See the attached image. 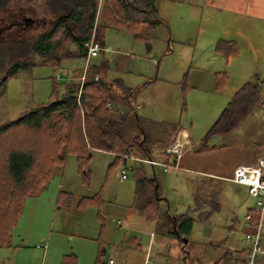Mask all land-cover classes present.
<instances>
[{"label":"rangeland","instance_id":"1","mask_svg":"<svg viewBox=\"0 0 264 264\" xmlns=\"http://www.w3.org/2000/svg\"><path fill=\"white\" fill-rule=\"evenodd\" d=\"M43 16L38 18H46ZM38 18H31L28 15L23 18L16 14H2L0 16V29H2L0 41L37 36L45 27ZM24 19L33 20V22L28 24ZM188 28L192 31L197 30V33L200 30L196 26L192 28V25ZM174 31V36H177V31ZM157 33L161 34V31ZM104 40L107 48L121 51L123 56L130 57H125L128 60L120 64L116 62L114 56H109V61L101 54L102 52H99L97 58H86L87 65L82 76L86 73L87 77L91 62L99 65L106 59L109 64L104 67L103 73L107 79H121L131 87H136L140 85L141 80L136 77V70L129 59L142 58L145 60L150 55L152 59L156 58L159 63L154 68L151 78L152 80L157 78L158 83L149 85L148 89L144 91H138L133 99V106L138 116L141 117V127L145 130L148 138L147 146H150L153 153L162 151L163 144L174 135L178 125L205 136L214 123V119L211 120L212 118L210 119L207 114L205 106L210 103V94L216 93L213 92L210 83L203 80L200 85L201 90H197L192 85H196V81L188 82L186 80L184 82L187 84L181 86L182 90L179 89V98H177L176 89L168 98L163 96L164 91L168 92L165 90V84L171 83L166 82L171 80H165L170 77L165 74V69L176 67L177 62H181L183 59L181 53H176L174 63L167 64L168 56L174 52L173 45H177L175 42L170 44L171 53L167 50L164 54L156 56L149 52V45L135 40L134 36L126 29H108L105 31ZM259 45L260 43L257 44V40L252 35L239 37L233 42H228L225 39L218 42L217 51H215L219 55H223L226 61L230 57L233 58L223 73L216 74L217 81H221L222 84L221 86L217 84L218 92H221L216 94H223V98L219 99L216 104L222 109L230 101L228 98H231L238 90L233 85L235 80H231L232 78L248 79L252 73L264 78V54L259 53ZM230 53L232 56H227ZM219 55H217L218 58H220ZM146 62L148 63V59ZM54 73L52 68L34 66L21 70L16 77L9 80L7 86L0 89V126L17 120L27 105L47 101L54 84ZM97 75L100 76L99 73H96L95 77ZM68 76L69 73L64 75V79H67ZM220 101H223V104H220ZM112 105L115 107L108 106V108L116 109L118 112L125 110L118 104ZM251 117L247 121L249 123L242 125L232 135L212 140V145L239 143L244 140L251 144L260 140L262 142L264 127L262 126L261 129L259 122L264 123V106ZM209 124L210 126L206 128ZM200 126L203 128L198 129ZM140 132V129H136L133 135L137 136ZM114 162L113 155L94 152L87 167L89 170L87 184L82 182L83 174L75 156H68L65 164L57 168L46 194H56L55 197H57L59 189L56 186L61 185L63 192L73 196V205L69 208L63 202L59 203V209L56 208L52 213L51 220L53 231L68 237L70 246L77 250L80 242H94L96 245L100 242V247L102 245L106 249L105 259L107 261L112 257L116 264H131L130 253L145 258L144 249L147 246L150 233L154 231L156 238L152 260L150 261L148 256L147 264H239V256H242L243 249L247 246L244 242L245 216L249 212H246L248 204L243 201L238 185L227 181L191 176L175 169L176 167L169 166L165 169L163 166H156L154 169L144 163L143 167L148 175L151 176L154 173L157 175L161 195L168 199L164 208L176 216L190 214L193 229L188 246L190 255L186 260V254L180 245H177L179 241L177 238L172 239L167 235L166 230L157 221H150L144 213L130 209L134 201L135 190L132 169L136 164L134 160H129L127 165H114ZM139 165L141 166L142 163ZM123 169L127 170L128 178L121 181ZM246 194L249 195L248 191ZM63 199L65 198L63 197ZM83 200L86 203L82 202ZM252 200H254L252 207L254 208L256 199ZM189 209H191L190 213H188ZM202 212L210 213L208 221H200ZM119 222L121 227L117 225ZM43 228L44 219H40L35 224L34 234L41 233ZM22 232L24 235L30 234L29 223H23ZM128 241L131 244L126 246ZM136 243L140 244L137 251L134 249ZM10 259H13L11 249L0 248V264H10Z\"/></svg>","mask_w":264,"mask_h":264},{"label":"trees","instance_id":"2","mask_svg":"<svg viewBox=\"0 0 264 264\" xmlns=\"http://www.w3.org/2000/svg\"><path fill=\"white\" fill-rule=\"evenodd\" d=\"M2 14L23 18L44 15L48 20L38 18L45 27L37 36L0 41V89L21 70L44 66L57 72L65 60L86 59V44L94 39L103 45L108 29H126L147 43L160 24L157 0H0ZM168 52H172L171 46ZM105 66L91 62L82 88L80 84L58 83L54 76L47 101L27 105L17 120L0 126V248L12 247L14 229L27 199L47 190L57 168L65 164L68 156L76 157L82 182L87 184V167L93 153L103 152L115 157L114 165H127L134 160L135 190L130 209L144 213L150 221H157L167 235L176 237L187 260L193 229L190 214L176 216L165 209L167 201L161 195L157 175H148L143 167L144 163L156 167L146 160L165 169L176 167V158L165 149L162 162L155 160L160 154L155 155L147 146L141 117L133 106L136 90L121 79H107L103 73ZM96 73L100 74L98 81ZM221 85L219 81L218 86ZM109 104H118L125 110L118 112L108 108ZM263 106L264 79L246 82L201 140L197 152L217 149L211 146L214 138L233 133ZM136 129L141 131L137 136L133 135ZM63 193L59 203L70 208L73 196ZM209 216L210 213L202 212L200 221H208ZM184 239H188L187 244ZM105 258L106 249L101 245L95 264H109ZM62 264H77V260L67 256Z\"/></svg>","mask_w":264,"mask_h":264},{"label":"crops","instance_id":"3","mask_svg":"<svg viewBox=\"0 0 264 264\" xmlns=\"http://www.w3.org/2000/svg\"><path fill=\"white\" fill-rule=\"evenodd\" d=\"M157 7L160 20L158 28L150 34L147 43L135 37L134 39L145 45H149V52L154 53L156 56L164 54L170 47L171 42L172 44L174 42L177 44L173 45L174 52L171 56H168L167 64L171 63L172 65L174 63L176 53H181L183 59L181 62H177L176 67L165 69V74L170 75V77L165 80H171L166 81L171 83L169 85L165 84V90L168 92L164 91V98H168L175 89L177 98H179V89H181L182 85L187 84L184 82L186 80H188V82L190 80L192 82L196 81V85H192L194 89L197 90H201L200 85L203 80H206L210 83L213 92L220 93L221 91L218 92V78H216V74L218 75L220 72L223 73V70L229 66L230 60L233 59L229 55L230 58L226 61L223 55H219V53L216 52L218 42L223 39L228 42H233L234 39H239V37H248V35H252L255 40H257V44L258 42L260 43L259 53L264 54V51H262L264 50V0H157ZM191 25L192 28L195 26L200 28L198 31L199 34L197 30H189L188 27ZM174 30L177 31V36H174ZM158 31H161V34H158ZM103 41V45L96 43V46L103 49L101 50V54H103L107 60L110 61L109 56L111 55L114 56L116 62L120 64L128 60L125 57L129 58L130 56H123L121 51L107 48L104 38ZM217 55H219L220 58H218ZM116 56L118 57L117 59ZM106 59H104L105 61L102 63L107 66L109 61H106ZM146 59H148V63ZM146 59H129L132 61L131 65H133L136 70V77L141 80V82L140 85L136 87L125 84L136 90V93L148 89L149 85L158 83L157 78L153 80L151 78L153 77L154 68L159 63L156 58L152 59L150 55H148ZM86 65L87 62L85 58L65 60L60 70L54 73V76L56 77L59 71L67 72L69 76L67 79L63 78V82L79 85V74L85 70ZM250 76L248 79L243 78L242 80L240 78L241 76L239 77L240 79H231L235 80L233 81L235 82L233 85H235V88H238L234 95L246 82L252 81L255 78L264 79L258 74L255 75V73H252ZM136 93L133 99L136 97ZM216 93H211L209 96L210 103L205 104L208 112L207 114L210 119L212 118L211 120L214 119V123L211 125L210 129L219 119L234 96L233 95L231 98L227 97L230 101L227 103L226 107L222 109L216 102L223 98V94L217 95ZM221 103L223 104V101H220V104ZM217 107L218 109H216ZM215 110L216 112L214 113ZM251 118L253 119V117ZM247 121L243 125L249 123ZM210 124L207 125L206 128H208ZM262 126L264 127V123L261 121L259 122V127L262 129ZM202 128L203 126H200L198 129ZM180 132H184L189 136L192 147H187L183 155L176 161L175 169L181 170L191 176L227 181L238 185L243 201L248 204L246 211L248 213L254 206V200H252L254 198L246 194L248 191L246 186L233 182L232 178L237 167L241 165L255 166L261 158H264V138L262 142L260 140L252 144L245 140L239 143L223 145H212L211 143L212 147L216 146L217 149L198 153L197 149L200 142L207 133L203 136L197 134L195 131L191 132L190 129L186 127L178 125L174 135L168 142L163 144L162 151L160 150L154 153L156 155L160 154V157L155 159L156 161L162 162L161 153L175 142ZM233 133L219 137H228ZM56 187L59 189L57 197H55L56 194H46L45 191L44 194L38 197L27 199L21 219L14 229L12 247L9 248L12 251L13 257V259H10V264H62L63 259L67 256L75 257L77 264H95L100 250V242L97 245L94 242H80L76 250L75 247L70 246L71 244L68 237L62 233H55L53 231L51 222L52 213H54L56 208L57 210L59 209V199L63 193L61 185ZM40 219H44V228L41 233L37 232V234H34L35 224ZM23 223H29V235H24L22 232ZM155 238L156 233L153 231L150 233L147 246L144 249L145 258L143 256H134L130 253L131 264H147L149 258L150 261L152 260ZM174 238L176 237H172V239ZM175 241L177 242V240ZM179 243L178 241L177 245H179ZM130 244L131 243L128 241L126 246ZM139 248L140 244L136 243L134 249L137 251ZM127 249H129V247H127ZM246 249L247 246L243 249L242 256H239V264L244 263ZM110 260H113L114 264H116L114 258L110 257L108 262H110Z\"/></svg>","mask_w":264,"mask_h":264},{"label":"built area","instance_id":"4","mask_svg":"<svg viewBox=\"0 0 264 264\" xmlns=\"http://www.w3.org/2000/svg\"><path fill=\"white\" fill-rule=\"evenodd\" d=\"M88 49L87 59L98 56L101 52V48L96 46L94 40H91L86 44ZM86 59V60H87ZM67 72L59 71L56 75V81L60 83L63 81L64 75ZM86 73L80 80L81 88L86 80ZM96 81L100 79V76L95 77ZM109 107H115L109 104ZM187 147H192L189 136L186 133H178L177 138L173 144L166 148L168 155L176 158V161L183 155ZM145 162L158 165L159 163L146 160ZM128 178L127 170L121 171V181ZM232 181L246 186L250 196L256 199L255 207L252 208L245 217V237L244 242L247 245L245 260L243 264H264V158H261L257 165H241L236 168ZM121 227L120 222L117 224ZM109 264H114L113 260H110Z\"/></svg>","mask_w":264,"mask_h":264},{"label":"water","instance_id":"5","mask_svg":"<svg viewBox=\"0 0 264 264\" xmlns=\"http://www.w3.org/2000/svg\"><path fill=\"white\" fill-rule=\"evenodd\" d=\"M184 243L187 244L188 243V239H184Z\"/></svg>","mask_w":264,"mask_h":264}]
</instances>
